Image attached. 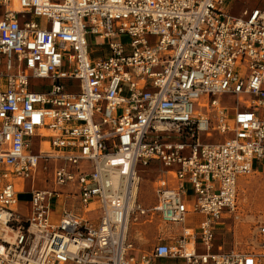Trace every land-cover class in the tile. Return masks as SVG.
<instances>
[{"label": "built area", "instance_id": "built-area-1", "mask_svg": "<svg viewBox=\"0 0 264 264\" xmlns=\"http://www.w3.org/2000/svg\"><path fill=\"white\" fill-rule=\"evenodd\" d=\"M258 171L264 0H0V264H264V225L215 246ZM151 223L179 239L139 249Z\"/></svg>", "mask_w": 264, "mask_h": 264}, {"label": "rangeland", "instance_id": "rangeland-1", "mask_svg": "<svg viewBox=\"0 0 264 264\" xmlns=\"http://www.w3.org/2000/svg\"><path fill=\"white\" fill-rule=\"evenodd\" d=\"M92 49L96 50L98 46L96 41L90 39ZM122 41L128 43V38L123 37ZM106 55V53H104ZM98 57V54L94 55ZM38 84L44 83L37 81ZM244 99L246 97L244 96ZM222 102L232 107L235 104V98L223 96ZM261 167L259 168V170ZM141 173V185L139 202L143 206H150L154 202L153 182L157 177L155 166L145 168ZM50 178V172L47 173ZM16 185L22 187L23 196L21 197L20 209L25 207L26 194L30 188V180L17 181ZM37 188H42L43 183L36 181ZM191 192L189 193V196ZM237 210L232 216L222 215L219 223L216 225L215 246L220 245L221 250L236 252H247L252 248L258 249V227L264 225V171H258L254 174L244 176L239 179L237 188ZM199 221V217L194 215L188 219L187 226H193ZM131 236L135 239L137 246L141 250H149L158 242V237L162 236L166 241L168 237L172 240L179 239V226H158L157 223L133 226ZM173 237V238H172ZM172 264L173 262H164Z\"/></svg>", "mask_w": 264, "mask_h": 264}, {"label": "bare ground", "instance_id": "bare-ground-1", "mask_svg": "<svg viewBox=\"0 0 264 264\" xmlns=\"http://www.w3.org/2000/svg\"><path fill=\"white\" fill-rule=\"evenodd\" d=\"M188 249H191V245H188V247H187Z\"/></svg>", "mask_w": 264, "mask_h": 264}, {"label": "crops", "instance_id": "crops-1", "mask_svg": "<svg viewBox=\"0 0 264 264\" xmlns=\"http://www.w3.org/2000/svg\"><path fill=\"white\" fill-rule=\"evenodd\" d=\"M164 262H167V261H162L161 263H162V264H165Z\"/></svg>", "mask_w": 264, "mask_h": 264}]
</instances>
